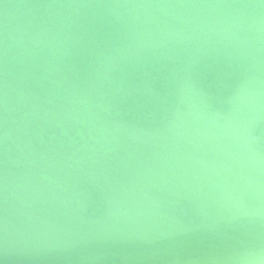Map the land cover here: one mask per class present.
Returning <instances> with one entry per match:
<instances>
[{"label":"water","instance_id":"1","mask_svg":"<svg viewBox=\"0 0 264 264\" xmlns=\"http://www.w3.org/2000/svg\"><path fill=\"white\" fill-rule=\"evenodd\" d=\"M0 264H264V0H0Z\"/></svg>","mask_w":264,"mask_h":264}]
</instances>
